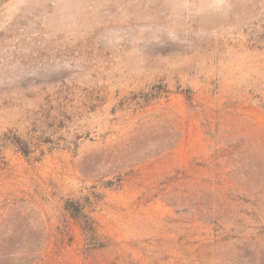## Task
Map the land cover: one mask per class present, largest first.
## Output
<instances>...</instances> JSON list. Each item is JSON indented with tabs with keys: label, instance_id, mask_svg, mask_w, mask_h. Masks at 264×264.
Wrapping results in <instances>:
<instances>
[{
	"label": "rangeland",
	"instance_id": "obj_1",
	"mask_svg": "<svg viewBox=\"0 0 264 264\" xmlns=\"http://www.w3.org/2000/svg\"><path fill=\"white\" fill-rule=\"evenodd\" d=\"M0 264H264V0H0Z\"/></svg>",
	"mask_w": 264,
	"mask_h": 264
},
{
	"label": "trees",
	"instance_id": "obj_2",
	"mask_svg": "<svg viewBox=\"0 0 264 264\" xmlns=\"http://www.w3.org/2000/svg\"><path fill=\"white\" fill-rule=\"evenodd\" d=\"M9 144L14 146L19 152L29 157L32 153L31 146L28 141L23 138V136L18 133H8L3 136ZM66 208L71 213V216L81 223L82 229L86 237V245L89 249L91 248H101L105 244L98 238V232L96 229L95 220L84 211V207L81 203L68 200L66 202Z\"/></svg>",
	"mask_w": 264,
	"mask_h": 264
}]
</instances>
